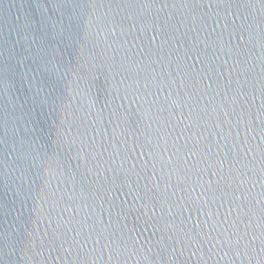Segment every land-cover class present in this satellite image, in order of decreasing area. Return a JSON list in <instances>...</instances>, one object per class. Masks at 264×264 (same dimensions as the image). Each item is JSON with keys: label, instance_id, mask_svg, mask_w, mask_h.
Returning <instances> with one entry per match:
<instances>
[{"label": "water", "instance_id": "95a60500", "mask_svg": "<svg viewBox=\"0 0 264 264\" xmlns=\"http://www.w3.org/2000/svg\"><path fill=\"white\" fill-rule=\"evenodd\" d=\"M0 264H264V0H0Z\"/></svg>", "mask_w": 264, "mask_h": 264}]
</instances>
